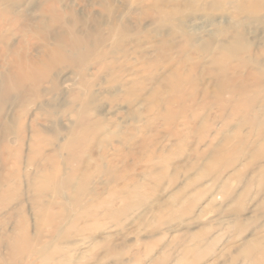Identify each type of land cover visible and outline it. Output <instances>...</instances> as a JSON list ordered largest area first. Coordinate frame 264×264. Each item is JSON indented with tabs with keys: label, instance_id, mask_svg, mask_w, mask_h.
<instances>
[{
	"label": "rangeland",
	"instance_id": "obj_1",
	"mask_svg": "<svg viewBox=\"0 0 264 264\" xmlns=\"http://www.w3.org/2000/svg\"><path fill=\"white\" fill-rule=\"evenodd\" d=\"M9 1L49 26L44 41L25 18L0 19L4 35L35 59L49 62L55 37L67 35L58 16L79 18L77 33L96 46L83 69L64 47L71 60L51 73L56 92L44 82L20 116L24 156L8 165L22 183L31 235L19 244L20 261L264 264V0H0V9ZM46 5L52 13L41 11ZM225 45L235 46L229 58L218 50ZM11 58H0V72L14 69ZM223 83L257 89L256 110L236 106L238 93L220 96ZM82 101L92 105L84 126L72 113ZM32 121L41 137L34 168L25 157ZM6 141L19 147L15 135ZM42 175L67 180L64 197ZM8 210L0 208V264H10L4 242L20 220ZM246 246L251 252L241 254Z\"/></svg>",
	"mask_w": 264,
	"mask_h": 264
},
{
	"label": "bare ground",
	"instance_id": "obj_2",
	"mask_svg": "<svg viewBox=\"0 0 264 264\" xmlns=\"http://www.w3.org/2000/svg\"><path fill=\"white\" fill-rule=\"evenodd\" d=\"M9 3L11 2L9 1ZM20 7L22 6L21 4H18V3L8 4V6L5 7V10L0 9V19L8 21L9 17H11L13 19H16L17 21H21L23 18H25V20L27 21V24L24 27H26L27 30L38 32L41 35L42 40L44 41L48 40V37L50 36V32L47 29L49 28V26H47L44 20H32L27 17H23V15L18 12V9H20ZM41 11L52 13L53 7L52 5L50 6L46 5L45 7H42ZM72 17H73L72 21L66 20L63 16L62 17L58 16V18L54 20V22H57L58 24L62 25L67 30V35H57L55 37L56 49L50 52L49 62L47 63H45L44 61L37 60L34 58V56L29 54L28 52L23 51L22 50L23 46L21 42L18 43V42L10 41V38L4 35L2 28H1L2 25L0 23V44L2 45V48H3L2 50L0 49V58L3 59L7 53L11 54L13 59L11 58V60L9 61V65L14 67V69L11 70L10 72H6V73L2 71L0 72V125L3 127V130H2L3 136L0 141V189H1L0 190V208L10 209L8 210L7 213H9L10 211L16 210V212L20 215V220L17 222V226H16V230H18V233L16 234L14 238L9 239L6 242H4L6 245L4 247H6L9 251L7 258L5 259L9 260L10 264H25L20 261L21 258L20 257L18 258L17 256L19 254H16V253L19 250H22L19 247V244L21 241H25V240L31 241V235H29L30 233L29 227L27 226V217L24 211L23 201L21 200L22 199V194H21L22 183L20 182L21 180L17 179L18 174H14L15 173L14 167H10V168L8 167L9 162L11 160H13L16 163V161L17 162L20 161L21 158L24 156V153H22V150H23L22 142L26 141L25 133H26L27 126L25 124V121H23L21 117L23 114L26 113V107H27L26 103L28 102L32 104L34 103V100H37V99L39 100L41 98L40 89H41L42 84L46 81H49L50 84L52 85V92H56V89L58 88V85L60 83L57 84V78L51 77V73L54 70H56L57 67L63 63V61L71 60V57H68L63 52L64 47H69L71 48V50L75 52L71 60V64L75 65L77 68H82V69L85 68L84 60L87 57H91L93 54H95L96 46L92 45L91 35L88 34V35L81 36L79 33H77L76 25L79 24L80 21L78 20L79 18L75 16H72ZM17 27H18V24H17ZM24 29L25 28H23L21 31H23ZM17 30L19 29L17 28L16 31ZM102 42H103V38L100 37L98 39V44L100 45ZM234 47L235 46L225 45V46L218 47V50L220 54L224 52V56L229 58L232 56L233 52H236ZM83 51H84V54H83ZM0 67H3V66H0ZM80 75L84 77L83 70L82 72L80 70ZM80 84L81 86L84 85V83H80ZM257 91H258L257 89L250 88L249 90V88H245V90H242L240 92V89L238 88V92H237L234 89H232L228 85V83H223L218 88V94L220 93V96L225 93H229L232 95L238 93L239 95L238 104H236V106L239 104H246L248 113L256 110V107H257L256 101L258 98L254 94ZM249 93H251L252 95H250ZM79 97L81 96L79 95ZM259 100L261 103H264L263 96ZM215 104L224 107L223 105H225L226 103L215 102ZM80 106H81L80 110L78 109L77 111L72 112V113L75 115V118L77 116L76 118L77 124L84 126L87 123L86 121H88L89 117L87 115H90V108L92 105L89 106V103L87 101H82V103L79 104V107ZM8 107H10L11 109H7ZM65 107L67 108V110H70V111L75 110L73 105H70V106L65 105ZM259 107L264 109V104L263 105L260 104ZM51 109H50V113L52 112ZM6 112L8 113V115ZM5 115H7L8 118H6ZM2 117L4 118V121ZM51 117L52 118L50 119L53 122L57 124L59 123V120H56L57 118L54 117V114L51 115ZM260 118L261 117L256 119V121L261 123ZM83 129H84V132L86 133L87 127L86 128L83 127ZM31 133L32 135L29 140L30 143H29L28 151L26 152L25 157L27 158V166L34 168V159L39 154V152L34 150V143L35 141H38V139L41 138L38 135L36 136L37 131L34 130V121H32V124H31ZM11 135L16 136V142L19 144V147L13 148L7 143L6 141L7 137ZM56 140H59V136H57L55 131L53 130L50 141L55 142ZM224 151H225L224 149H221L215 152L223 153ZM52 156L53 155H51V157ZM42 178L47 179L51 184L53 183V185H55L56 194L58 195L59 198L64 197L63 191L69 188V182L67 180H65V182L62 180L59 183V181H56V175H44ZM27 187L29 191L31 190L34 191V182L31 183V180H28ZM81 191H83V189ZM15 200L19 201V203L17 204V207L13 210L9 206ZM75 203H79L78 200H76ZM262 243H264L263 240H262ZM248 250H249V247L246 246L242 248L240 252L241 254H246V253L248 254L249 252H251V250L249 251ZM33 261H31V263L28 262L27 264H32Z\"/></svg>",
	"mask_w": 264,
	"mask_h": 264
}]
</instances>
